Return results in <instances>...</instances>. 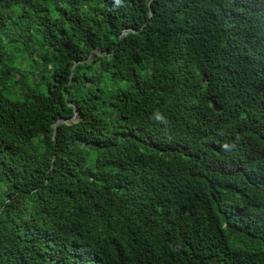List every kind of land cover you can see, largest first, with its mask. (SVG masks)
I'll use <instances>...</instances> for the list:
<instances>
[{
  "label": "trees",
  "instance_id": "obj_1",
  "mask_svg": "<svg viewBox=\"0 0 264 264\" xmlns=\"http://www.w3.org/2000/svg\"><path fill=\"white\" fill-rule=\"evenodd\" d=\"M0 264H264V0H0Z\"/></svg>",
  "mask_w": 264,
  "mask_h": 264
},
{
  "label": "water",
  "instance_id": "obj_2",
  "mask_svg": "<svg viewBox=\"0 0 264 264\" xmlns=\"http://www.w3.org/2000/svg\"><path fill=\"white\" fill-rule=\"evenodd\" d=\"M213 105H214L215 110H217V111L221 110V107L218 106L215 101H213ZM75 111H76V113H75L74 118H77L79 116V110L76 108ZM64 121L65 120H59L56 125H58V124H60V123H62Z\"/></svg>",
  "mask_w": 264,
  "mask_h": 264
}]
</instances>
